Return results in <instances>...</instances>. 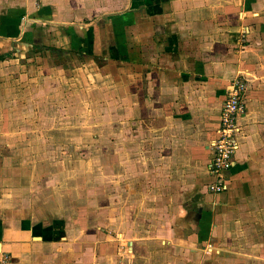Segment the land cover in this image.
<instances>
[{
	"label": "crops",
	"instance_id": "obj_1",
	"mask_svg": "<svg viewBox=\"0 0 264 264\" xmlns=\"http://www.w3.org/2000/svg\"><path fill=\"white\" fill-rule=\"evenodd\" d=\"M13 6L46 12L56 25L94 12L95 21L75 27L93 29L96 55L114 40L113 23L98 13L126 12V37L117 43L127 42L138 58L132 61L137 127L131 150L140 162L127 166L131 175L123 168L116 180L129 177L132 198L145 184L148 199H154L159 187L173 185L174 174L187 186L182 172L189 171L190 160L191 166L203 165L206 195L197 200L198 209L169 208L160 223L149 211L128 225H120L117 212L112 229L71 224L56 185L47 189L49 183L28 179L13 167L17 149L7 141L12 133L0 130L6 139L0 143V264H251L234 254L255 249L264 235V0H0V22L9 21L3 11ZM6 55L0 50V124L9 129L11 121H26L12 107H27L29 80L24 74L13 77ZM52 72L59 76L57 68ZM237 75L247 82L239 147L225 189L211 193L209 143L217 137L226 86ZM17 81L19 89L12 87ZM197 198L180 196L179 203ZM165 202L171 200L161 198Z\"/></svg>",
	"mask_w": 264,
	"mask_h": 264
},
{
	"label": "rangeland",
	"instance_id": "obj_2",
	"mask_svg": "<svg viewBox=\"0 0 264 264\" xmlns=\"http://www.w3.org/2000/svg\"><path fill=\"white\" fill-rule=\"evenodd\" d=\"M19 7L4 10L9 21L0 22V50L7 53L5 66L18 80L20 74L29 80L27 107H12L14 114L24 113L26 121H11L9 129L0 124L6 136L12 133L7 141L17 149L11 156L13 167L28 179L49 183L47 189L56 185L53 190L65 199L60 205L71 224L81 221L92 229L116 227L117 212L122 219L120 225H128L131 219L137 220L139 212L157 213L160 223V215L171 207L177 211L198 209L197 200L206 195L202 164L191 166L193 161L189 160V171L182 172L188 179L187 186L176 182L181 176L174 174L170 187L155 186L158 190L154 199H148L145 184L135 188L139 195L132 198V182L127 184L129 187L126 185L129 177L124 182L116 180L123 168L131 175L127 166L140 162L138 153L131 150L132 130L137 127L132 120V61L138 58L127 42L117 43L125 40L127 13H98L113 23L114 40L96 55L93 29L75 27L95 21L94 12H84L87 15L80 17V21L74 18L68 24L56 25L46 12H20ZM55 68L59 76H54ZM18 86L17 81L12 87ZM3 142L6 139L0 138ZM185 195L198 197L196 203L180 202V207V196ZM164 197L171 202L160 203ZM143 226L145 223H140ZM260 237L263 242L255 249L236 252L235 257L251 264H264V235Z\"/></svg>",
	"mask_w": 264,
	"mask_h": 264
},
{
	"label": "built area",
	"instance_id": "obj_3",
	"mask_svg": "<svg viewBox=\"0 0 264 264\" xmlns=\"http://www.w3.org/2000/svg\"><path fill=\"white\" fill-rule=\"evenodd\" d=\"M246 88L247 82L241 75L232 77L226 86L217 137L209 143L212 152L209 173L212 180L206 188L211 193H220L225 189L226 174L234 164V154L239 147L237 136L241 132L238 119L245 110Z\"/></svg>",
	"mask_w": 264,
	"mask_h": 264
},
{
	"label": "trees",
	"instance_id": "obj_4",
	"mask_svg": "<svg viewBox=\"0 0 264 264\" xmlns=\"http://www.w3.org/2000/svg\"><path fill=\"white\" fill-rule=\"evenodd\" d=\"M1 58V57H0Z\"/></svg>",
	"mask_w": 264,
	"mask_h": 264
}]
</instances>
